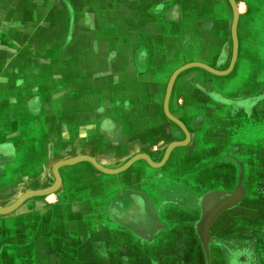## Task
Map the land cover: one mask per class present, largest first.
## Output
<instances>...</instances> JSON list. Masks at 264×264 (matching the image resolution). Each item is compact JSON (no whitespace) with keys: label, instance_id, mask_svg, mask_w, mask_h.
<instances>
[{"label":"crops","instance_id":"obj_1","mask_svg":"<svg viewBox=\"0 0 264 264\" xmlns=\"http://www.w3.org/2000/svg\"><path fill=\"white\" fill-rule=\"evenodd\" d=\"M216 7L0 0V146L17 157L0 155V185L19 184L0 199H24L0 214V264H264V96L240 73L250 50L209 83L182 70L190 54H220L203 27ZM180 70L168 109L189 139L164 112ZM139 155L163 164L110 175L85 160L115 171Z\"/></svg>","mask_w":264,"mask_h":264},{"label":"rangeland","instance_id":"obj_2","mask_svg":"<svg viewBox=\"0 0 264 264\" xmlns=\"http://www.w3.org/2000/svg\"><path fill=\"white\" fill-rule=\"evenodd\" d=\"M261 1H263L264 3V0H235L239 11L238 23H237L238 48L239 46L242 47L245 44L248 46L250 50V52L245 57L246 62L243 71H241L240 73H244L245 75H247V80H249V83H252V88L250 87V89L254 90L255 92L258 91L257 94H254L256 96H264V81H261V78H259V81L261 83L258 82L255 83L249 79L251 78L255 69L258 72L259 71H261V73L264 72V68H263L264 56L256 55V50H255L257 47L264 46V7L260 6ZM216 2L217 3L220 2L221 7L209 9V12L206 13L205 18H208L207 20L210 22L206 21L203 27L205 28L204 31L207 34L206 36L208 37L214 36L215 38L219 37L221 43L220 46L221 50L219 55L211 56V57H207V56L202 57L204 58V60L201 63L206 64L209 67L214 66L212 68H215L218 71H225L229 67L233 57L234 40L232 35V23L234 19V10L230 3V0H216ZM191 3L187 8L189 17H191V15L196 12V9L192 8ZM188 25L189 27L191 26L190 23H188ZM201 27L202 24L199 25V31ZM261 54L264 55V52ZM188 58L192 62H195L193 61L195 60L194 58H196L195 56L190 54ZM196 68L198 67L188 69V71L184 75H188V76H192V75L197 76V74L204 75L201 78V83H209L211 82L210 79H213L214 77L217 76L202 68H199V70H197L202 72H198L197 74H195L196 72H194V69ZM230 83H234V82H232V80H224V81L220 80L216 84L218 85L217 87L218 89L224 90L228 88V86H230ZM254 84H258V86L262 84L261 89L258 86L255 89ZM172 123L174 124L175 127L174 129H180L179 125H177L173 121ZM20 149L21 147H18L19 151ZM0 155L7 158L12 157V159L17 158L15 155L14 147L9 144L5 146H0ZM141 163L142 162L137 163L135 169L136 173L138 172L140 174L141 168H139V165ZM152 168L147 171L148 176L155 174V170ZM111 180L112 179H110L109 181ZM18 186L19 184H14V185H10V187L9 186L6 187L3 184H1L0 192L5 194L4 195L0 194V198L4 196H8L7 193L9 192L13 193L15 191V188ZM10 202L12 204L9 205V201L0 199V209L10 210L15 205H17V203H19L20 200L18 199L14 202L12 201Z\"/></svg>","mask_w":264,"mask_h":264},{"label":"water","instance_id":"obj_3","mask_svg":"<svg viewBox=\"0 0 264 264\" xmlns=\"http://www.w3.org/2000/svg\"><path fill=\"white\" fill-rule=\"evenodd\" d=\"M230 3L233 7V10H234V19H233V23H232V35H233V40H234V49H233V57H232V60H231V67H230V70L227 71V72H215L211 69V67H209L208 65L206 64H202V63H197V62H194V63H190L188 65H186L185 67H183V71H186L190 68H193V67H198V68H202V69H205L207 71H209L210 73L214 74V75H217V76H226L228 75L235 63H236V60H237V57H238V38H237V23H238V16H239V11H238V7H237V4L235 2V0H230ZM179 73H174L173 76L171 77L170 79V82L168 84V88H167V92H166V97H165V101H164V112H165V115L171 120L173 121L174 123H176L177 125H179L182 130L184 131L185 135H186V138L189 139L190 136H189V133L187 132L186 130V127L184 126V124L179 121L177 118H175L174 116H172L169 112V109H168V102H169V97H170V93H171V89H172V85H173V82L175 81L176 77L178 76ZM183 145H186V144H172L168 151H167V154L165 156V159L168 158L170 152L172 149H174L175 147L177 146H183ZM138 159H145L147 160L151 165L153 164L149 158H145L144 156L142 155H139L138 157H136L135 159H133L126 167H123V168H120L118 170H115V171H108L106 169H104L103 167H101L94 159L90 158V157H86L85 160H88L90 161L97 169H99L100 171L106 173V174H110V175H115V174H118L124 170H126L132 163H134L135 161H137ZM65 163H68V162H61V163H58V165L55 167V175H56V178L58 180V183H60V175L58 173V166L59 165H63ZM163 164V163H162ZM162 164L160 165H154V167H160L162 166ZM24 201V199L20 200L19 203H17V205H15L12 209H15L16 207L20 206V204ZM10 209V210H12ZM10 210H2L0 209V214L1 213H7L9 212Z\"/></svg>","mask_w":264,"mask_h":264},{"label":"flooded vegetation","instance_id":"obj_4","mask_svg":"<svg viewBox=\"0 0 264 264\" xmlns=\"http://www.w3.org/2000/svg\"><path fill=\"white\" fill-rule=\"evenodd\" d=\"M106 125H109V123H108V121H105L104 122V125H103V127H105ZM179 130H182V128L180 127V129ZM183 131V130H182ZM56 176V175H55Z\"/></svg>","mask_w":264,"mask_h":264},{"label":"bare ground","instance_id":"obj_5","mask_svg":"<svg viewBox=\"0 0 264 264\" xmlns=\"http://www.w3.org/2000/svg\"><path fill=\"white\" fill-rule=\"evenodd\" d=\"M182 70L178 71L177 73L181 72ZM214 71V70H213ZM216 72V71H215ZM180 144H183V143H180ZM145 158H147L146 156H144Z\"/></svg>","mask_w":264,"mask_h":264}]
</instances>
